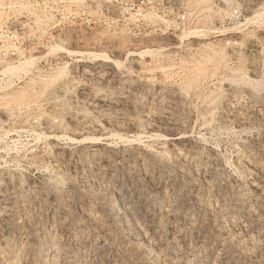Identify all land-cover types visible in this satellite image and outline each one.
Listing matches in <instances>:
<instances>
[{"label": "rangeland", "instance_id": "374dc122", "mask_svg": "<svg viewBox=\"0 0 264 264\" xmlns=\"http://www.w3.org/2000/svg\"><path fill=\"white\" fill-rule=\"evenodd\" d=\"M12 25L0 264H264V0H0Z\"/></svg>", "mask_w": 264, "mask_h": 264}, {"label": "bare ground", "instance_id": "6f19581e", "mask_svg": "<svg viewBox=\"0 0 264 264\" xmlns=\"http://www.w3.org/2000/svg\"><path fill=\"white\" fill-rule=\"evenodd\" d=\"M170 2V1H169ZM249 21L246 20L245 24H247ZM242 26V25H241ZM244 27V25L242 26V28ZM236 29V28H235ZM238 29V28H237ZM196 30V29H195ZM195 32L191 29L187 32H185L184 34H182V39H189L190 35L194 34ZM223 33V32H222ZM231 33V32H230ZM226 34V33H225ZM239 34V33H238ZM230 35V34H229ZM219 36H224V33L223 34H220ZM218 37V35H217ZM52 47V46H51ZM49 50V49H48ZM50 52H55V51H62V53H65V55L67 54L68 56H71L72 54H74L75 52L74 51H70V50H67V49H64L63 47L59 46V45H55L53 46L50 50ZM48 52V53H50ZM144 52V53H143ZM142 53L145 54V53H148L150 52V50H145L143 51ZM141 53V52H140ZM149 54V53H148ZM152 54V53H151ZM210 55H208V57H206L205 59L207 60L208 63H211L213 62L214 60H219V59H223L224 58V54H223V50L220 48V49H217V48H214V49H211V52L209 53ZM252 54V53H251ZM40 57H38L39 59ZM252 58V57H250ZM253 59V58H252ZM32 60V59H31ZM251 60V59H250ZM249 60V63L252 61ZM36 61V60H35ZM109 64L110 65H113V64H117L115 63V61L113 60H108ZM30 60H28L27 58L24 59L23 61H17L15 64H12V65H6V67H4L1 71V74L0 76L2 77L0 79V82H4L5 80H9L11 81L13 78H15L17 75H19L18 73H20V71H25L27 70V67L30 65ZM34 63V61H32ZM105 62V61H104ZM31 63V64H33ZM107 63V62H106ZM254 63V62H253ZM252 64V62H251ZM69 67H66V65H63L61 67L58 68V76L61 77V75L63 74H66L67 72V69ZM75 69V68H74ZM81 71V70H80ZM30 72V71H29ZM89 73V72H88ZM101 73V72H100ZM90 75V74H89ZM95 77V76H94ZM7 81H5L4 83H6ZM130 85V84H129ZM146 86V84H145ZM127 88V86H125ZM132 87H129V89H131ZM127 91V89H126ZM7 95V94H6ZM128 95V94H127ZM8 96V95H7ZM6 97L5 96H0V100H4ZM118 98V97H117ZM122 98V97H121ZM157 98V97H156ZM159 98V97H158ZM8 99V98H7ZM123 99V98H122ZM121 99V100H122ZM102 100V99H101ZM126 101V100H125ZM124 104V103H123ZM95 105V104H94ZM134 106V105H133ZM184 111V110H183ZM211 114V113H210ZM128 126V124H127ZM98 128V127H97ZM37 136V135H36ZM38 136H42L41 134H38ZM43 138L46 139L47 141L49 142H55V141H58L59 142V139L61 138H64V139H68L65 135H56L54 134L53 132L52 133H49V134H44L43 135ZM40 139V138H39ZM88 142L89 144L93 145V146H98L100 143L99 141V138H96V137H84L82 138V140H79V142ZM134 143V142H133ZM139 144V143H137ZM96 149V148H95ZM94 150V149H93ZM92 150V151H93ZM100 150V149H99ZM98 150V151H99ZM96 153V152H95ZM97 155V154H96ZM93 156V155H92ZM141 159V158H140ZM116 195V194H115ZM3 214V213H2ZM120 216V215H119ZM2 219V218H1ZM121 220V219H120ZM55 238V237H54ZM48 252V251H47ZM28 254V253H27ZM3 257V256H2ZM18 257V256H17ZM170 257V256H169ZM20 258V257H19ZM1 259V258H0ZM42 259V258H41ZM5 260V259H3ZM19 260V259H18ZM52 261V260H51ZM34 262V261H33ZM57 262V261H56ZM48 263V262H47Z\"/></svg>", "mask_w": 264, "mask_h": 264}, {"label": "built area", "instance_id": "2783aa9c", "mask_svg": "<svg viewBox=\"0 0 264 264\" xmlns=\"http://www.w3.org/2000/svg\"><path fill=\"white\" fill-rule=\"evenodd\" d=\"M16 29L2 32L0 36V62L2 64L13 63L18 59V41L15 35L20 27L12 25ZM4 46V47H3Z\"/></svg>", "mask_w": 264, "mask_h": 264}]
</instances>
